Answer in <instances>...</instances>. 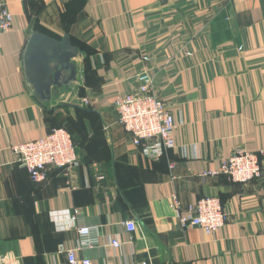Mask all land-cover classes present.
<instances>
[{"label": "crops", "instance_id": "0c3cea01", "mask_svg": "<svg viewBox=\"0 0 264 264\" xmlns=\"http://www.w3.org/2000/svg\"><path fill=\"white\" fill-rule=\"evenodd\" d=\"M2 2L14 23L0 34V264H69L83 226L99 229V246L76 252L92 264H264V178L242 186L201 177L238 149L258 155L264 170V0ZM35 32L69 35L80 52L76 80L45 104L24 68ZM144 71L178 122L176 149L157 161L134 146L114 105ZM64 96L72 103L56 102ZM60 125L80 166L51 168L36 183L12 147ZM212 196L227 226L211 236L184 229L180 217Z\"/></svg>", "mask_w": 264, "mask_h": 264}, {"label": "built area", "instance_id": "2783aa9c", "mask_svg": "<svg viewBox=\"0 0 264 264\" xmlns=\"http://www.w3.org/2000/svg\"><path fill=\"white\" fill-rule=\"evenodd\" d=\"M14 19L5 3L0 0V34L13 29ZM145 61L149 60L144 56ZM139 85L125 96L115 97V109L118 123L132 138L141 154L157 161L169 150L176 149L175 136L178 132V122L168 104L160 98L154 89V81L148 71L137 77ZM89 103L88 101L86 102ZM17 162L29 173L32 181L39 184L48 182L51 168L72 171L80 166L77 150L72 135L66 128L54 129L48 136L37 140L18 143L12 147ZM174 168V166H173ZM218 175L228 176L236 184L242 186L264 178V170L259 156L245 150H236L217 170L201 174V177L211 178ZM99 175L98 179L103 180ZM172 205L178 208L176 198ZM187 215L180 217V225L184 229L200 228L208 236L225 228L229 222L225 209L219 197H204L188 208ZM79 212L75 211L70 218L72 223L77 221ZM129 234L137 230L134 221L124 223ZM98 228L83 226L79 228L81 237L76 250L67 251L66 259L69 264H92L83 257L78 259L76 252L95 249L99 246L98 239L92 237ZM132 242V241H131ZM111 248L120 251L123 243L119 237L110 242Z\"/></svg>", "mask_w": 264, "mask_h": 264}, {"label": "water", "instance_id": "95a60500", "mask_svg": "<svg viewBox=\"0 0 264 264\" xmlns=\"http://www.w3.org/2000/svg\"><path fill=\"white\" fill-rule=\"evenodd\" d=\"M24 68L28 84L41 103L51 102L53 96L76 80L73 61L80 56L66 35L61 41L33 33L25 49Z\"/></svg>", "mask_w": 264, "mask_h": 264}, {"label": "rangeland", "instance_id": "374dc122", "mask_svg": "<svg viewBox=\"0 0 264 264\" xmlns=\"http://www.w3.org/2000/svg\"><path fill=\"white\" fill-rule=\"evenodd\" d=\"M6 6H7V5H6ZM60 99H62V100H61L62 102H58V101L56 100V102H57L58 104L63 103V101H65V102H71V101H72V99H69V98H67L66 96H64L63 98L60 97ZM71 103H72V102H71Z\"/></svg>", "mask_w": 264, "mask_h": 264}, {"label": "trees", "instance_id": "16d2710c", "mask_svg": "<svg viewBox=\"0 0 264 264\" xmlns=\"http://www.w3.org/2000/svg\"><path fill=\"white\" fill-rule=\"evenodd\" d=\"M59 128H65L64 126H62V125H60V126H58V127H56L55 129H59ZM52 130H54V129H52ZM51 130V131H52ZM68 131V130H67ZM70 132V131H69ZM72 135V134H71ZM72 139H73V136H72ZM73 142H74V139H73ZM74 145H75V142H74ZM76 147V146H75ZM76 150H77V147H76ZM78 155V154H77Z\"/></svg>", "mask_w": 264, "mask_h": 264}]
</instances>
